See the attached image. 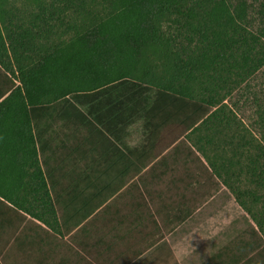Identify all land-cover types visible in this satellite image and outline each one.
<instances>
[{"label": "trees", "instance_id": "obj_1", "mask_svg": "<svg viewBox=\"0 0 264 264\" xmlns=\"http://www.w3.org/2000/svg\"><path fill=\"white\" fill-rule=\"evenodd\" d=\"M9 2L0 0V67L19 85L0 89V177L6 175L0 180V202L53 230L77 228L85 220L68 213L60 219L59 194H50L39 160L52 139L62 132L66 140L60 146H66L69 139L85 135L84 141L91 143L110 140V150L123 153V137L141 124V131L148 132L141 143L147 150L124 146L129 152L124 156L139 162L167 127L194 129L222 102L212 94L195 97L188 82L231 74L239 61L246 70L264 37L263 29L254 34L248 28L247 0H102L103 15H90L73 39L46 51L30 67H15L11 49L25 32L16 33L6 24ZM169 22L191 34L187 40L196 42L194 55L185 58L186 46L171 50L174 40L165 31ZM149 53L170 62L159 67ZM262 65L264 58L255 69Z\"/></svg>", "mask_w": 264, "mask_h": 264}, {"label": "crops", "instance_id": "obj_2", "mask_svg": "<svg viewBox=\"0 0 264 264\" xmlns=\"http://www.w3.org/2000/svg\"><path fill=\"white\" fill-rule=\"evenodd\" d=\"M7 84L15 87L19 82L0 67V89ZM230 118V115L210 114L194 129H184L181 133L184 136L172 138L173 147L163 150L168 130L180 126L167 127L160 141L157 140L155 149L149 150L146 157L141 155L140 161L133 163L125 157L129 156V152L124 146L135 148L142 145L141 148L146 151L147 146L141 143L148 132L140 131L138 138L132 133L124 136L120 144L123 153L116 148L110 150V140L103 142L96 138L91 143L84 141L85 135L76 140L70 139L74 141L73 145L69 141L58 149L54 145L47 148L39 155V160L50 194L53 197L56 191L59 194L60 219L63 220L64 213H68L74 219L85 221L73 229L62 225L53 230L43 225L34 234H24L26 243H34L39 233L44 235L40 244L46 251L44 255H49V261L53 262L51 248L57 247L54 245L56 240L63 241L61 250L66 256L60 257V264H264V208L261 219L254 213L253 207L247 206L253 193L240 186V172L231 171L233 160L228 157L237 155L238 147L244 150L245 142L239 138L229 143L216 142V147L213 146L214 136L229 132ZM239 120L244 123L243 118ZM202 127H205L203 133L206 136H201ZM239 127L242 128V125ZM196 133L197 140L192 143L191 137ZM261 135L260 139L264 140V135ZM183 139H187L189 146L183 143ZM209 147V151L218 150L224 156L227 168L224 167L227 165L210 162L209 171L202 168L204 175L208 173L209 176L192 190L196 195L190 201L182 200L175 204L172 185L178 190L180 179L170 181L172 185L168 186L167 192L172 195L159 194L161 185L165 184L161 179L171 175L179 164L197 165L198 159L191 155L197 150L208 159ZM141 148L138 152H143ZM120 155L122 160L116 162ZM183 155L186 160L182 161L187 164L180 161ZM254 171L251 170L252 173ZM3 176L6 175H1L0 180ZM8 177L13 183V178ZM134 182L136 188H133ZM94 185L99 186L97 190L100 194L90 188ZM86 186H89L87 191L84 190ZM116 187L118 191L112 194ZM258 199L256 196L255 202ZM2 201V216L23 212ZM67 205L69 207L65 208ZM87 214L90 216L85 219ZM245 217L252 225L250 229L243 230L240 225ZM232 225L238 226L232 228ZM19 234L13 241L18 240ZM40 259L35 257L34 261L39 262Z\"/></svg>", "mask_w": 264, "mask_h": 264}, {"label": "rangeland", "instance_id": "obj_3", "mask_svg": "<svg viewBox=\"0 0 264 264\" xmlns=\"http://www.w3.org/2000/svg\"><path fill=\"white\" fill-rule=\"evenodd\" d=\"M40 1V5L38 6L34 0H10L6 5L8 11L6 24L9 26V29L16 33L25 32L23 37L20 39L18 38V43H14L11 49L12 55L10 54V61L14 63L15 67H30L34 65L46 51H50L56 46L65 44L73 39L79 31L80 26L84 24L90 15H103L102 0ZM262 6H264V0H247V7L249 10L247 18L249 22L248 28L254 34L262 29L264 30V17L259 13L263 10ZM183 22L182 20L181 23ZM165 29L172 40H174L170 45L171 50L177 51L179 46H186L188 54L184 55L185 58H187L188 55H194L193 50L195 49L196 42L191 44L188 42L187 39L191 36L189 32H186L181 25L178 27L172 24V22H169V25ZM256 49V53L254 52L255 56H252V60L247 64L246 70L242 66L241 61H239V65L235 66L233 69L234 71H232V73L242 75L241 77L235 74L232 75V73H225L222 74V77L220 75L219 78V76L214 74L213 80L209 76H206L200 77L196 82H188V84H186L193 91L192 94H194L195 97L199 95L208 97L212 94V96L214 95L218 99H223L219 105L212 109V112L213 114H218V112H214V110L220 107L221 112L219 114L225 116L230 115L231 123H229L228 133L217 135V137L214 136L213 146L216 147V142L222 141L229 143L230 140H238L239 138H242L241 140L245 142L244 150L238 147L239 153L237 155H231L232 157L228 156L233 160L231 171L234 173L240 172L239 183H242L240 186H243V189H249L251 193H253V196L248 199L249 202H247V206L253 207L254 213L262 219V209L264 208V160L261 157H263L264 140L260 139V134L264 135V65L259 66L257 69H255V67L257 66L258 60L264 58V37L258 42ZM148 55L155 65L156 63L159 64V67H161L163 63L170 62L166 61L163 55L160 54L152 55V53H149ZM161 70V68L158 70L156 69V72L160 74ZM205 89L208 90L205 91ZM239 118H243L244 123L241 122ZM240 125H242V128L239 127ZM183 130L184 128L180 127L170 128L168 130L169 134L162 144V149L166 150L169 147H173L172 138L178 139L179 136H184L181 134L184 132ZM140 131V124H138L132 127L131 133L134 134V137L138 138ZM204 131L205 127H202L200 132L201 136H206V134L203 133ZM196 135L197 133L191 137L192 143L197 140ZM64 140H66V138L63 133L60 132L56 138L52 139L53 143L51 147L54 145V147L58 149L60 143ZM73 140L76 139L74 138ZM73 140H68V142L70 141V145L74 144ZM186 140L187 139H183V143L189 146ZM179 147L182 146L180 145ZM210 149L209 147L207 150L209 151ZM185 153L187 154V151H185ZM191 155L194 156V159H198L197 165L193 164L188 166L179 164L171 175H167L164 179H161L165 184L161 185L159 194L172 195L173 193V195H175V204H178L182 200L190 201V199L196 195V192H192V190H195V188L199 186V182H202L203 178L209 176L208 173L204 175L202 168L209 171L210 163L219 166L224 164L227 165L224 166L225 168L228 167L227 160L218 150L209 151L207 154L208 159L203 156V153L199 150ZM180 159L182 163L187 164V162L182 161L186 160L185 155L181 156ZM252 169H255L253 173L251 172ZM261 171H263V173H261ZM178 179H180L181 182H179L178 185H180V188L177 190L174 189L175 187L170 181ZM165 180L168 183H166ZM216 180L217 182L219 181L218 178ZM133 184L135 185L133 188H136V182ZM171 185L173 192L168 193L167 188L168 186L171 187ZM254 194L259 198L257 202L254 200L256 197ZM22 213L10 212V214L0 217V264H60V257L66 256L65 252L61 250L63 241L60 242L59 239L55 241L54 245L57 247L55 248L53 246L51 248L53 252L51 253L53 262H50L49 255H44L46 251H44V248L40 244L44 235L39 233V236L35 237L36 241L31 244L25 241L24 234L27 232L34 234L37 228H41L43 225L25 214L22 215ZM251 225L250 219H246L245 217V221L240 226L243 230H246L250 229L249 226ZM232 226V228H234L238 225ZM18 232H20V239L18 238L17 241H13ZM1 234L3 235L1 236ZM42 249L43 251L41 252ZM35 257H40V261H34ZM179 263L184 264L185 262H178V264ZM78 264L87 263L78 262ZM159 264L164 263L160 262Z\"/></svg>", "mask_w": 264, "mask_h": 264}]
</instances>
